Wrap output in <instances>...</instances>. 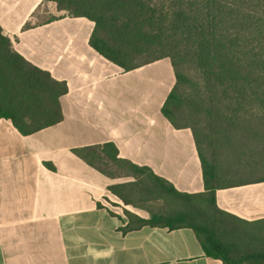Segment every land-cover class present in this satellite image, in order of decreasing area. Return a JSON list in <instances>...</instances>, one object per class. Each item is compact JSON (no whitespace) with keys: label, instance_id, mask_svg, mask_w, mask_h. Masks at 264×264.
Listing matches in <instances>:
<instances>
[{"label":"crops","instance_id":"1","mask_svg":"<svg viewBox=\"0 0 264 264\" xmlns=\"http://www.w3.org/2000/svg\"><path fill=\"white\" fill-rule=\"evenodd\" d=\"M59 11L51 0H0L13 51L67 87L56 123L23 134L0 116V264H225L192 228L132 226L101 202L115 181L73 149L111 143L187 194L205 193L203 168L191 129L162 113L175 82L169 58L126 70L90 45L92 20ZM214 202L228 258L259 254L237 264H264V176L217 185Z\"/></svg>","mask_w":264,"mask_h":264},{"label":"trees","instance_id":"2","mask_svg":"<svg viewBox=\"0 0 264 264\" xmlns=\"http://www.w3.org/2000/svg\"><path fill=\"white\" fill-rule=\"evenodd\" d=\"M51 1L61 9L72 10L69 15L92 20L90 45L126 70L169 58L175 82L162 113L173 126L191 129L203 168L205 193L177 191L148 167L117 157L111 143L73 152L109 176L88 154L99 156L110 150L113 158L167 185L162 187L166 192L202 198V204L207 203L213 212L222 215L214 202L215 168L207 169L195 127L179 120L193 117L199 121L207 116L217 123L235 125L241 118L264 119V0ZM0 42L4 48L0 47V116L11 118L23 134L58 122L62 117L58 98L66 92V84L14 52L1 29ZM142 55L145 58L138 61ZM249 110L254 111L246 113ZM115 187L110 185L108 189L115 192ZM137 225L190 227L199 236L205 253L225 264L263 257L257 254L229 259L231 248L217 239L213 229L190 222L185 211L162 217L151 214L147 219L137 217Z\"/></svg>","mask_w":264,"mask_h":264},{"label":"rangeland","instance_id":"3","mask_svg":"<svg viewBox=\"0 0 264 264\" xmlns=\"http://www.w3.org/2000/svg\"><path fill=\"white\" fill-rule=\"evenodd\" d=\"M58 9L61 10L60 14L69 15L72 12L68 8ZM0 47L3 48V45ZM144 58L145 55L138 56L137 60L142 61ZM240 121L230 125L226 121L214 122L207 116L199 121L193 117L179 120L181 124L190 123L195 127L207 169L210 170L216 165L213 182L215 185L264 176V119H257L258 123L242 122L251 120ZM251 128H256L258 137L253 138ZM254 139L258 141H253ZM88 157L115 181L113 185H116V193L109 190L107 197L101 202L130 219L132 226L137 224L138 214L147 215L149 218L151 214L162 217L185 211L190 216V222L213 229L221 216L213 212L207 203L202 204V198L174 196L166 192L163 188H168L167 185L150 176L148 172L133 170L127 163L113 158L110 150L99 156L89 153ZM201 236L204 238L203 234Z\"/></svg>","mask_w":264,"mask_h":264}]
</instances>
